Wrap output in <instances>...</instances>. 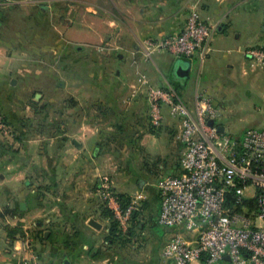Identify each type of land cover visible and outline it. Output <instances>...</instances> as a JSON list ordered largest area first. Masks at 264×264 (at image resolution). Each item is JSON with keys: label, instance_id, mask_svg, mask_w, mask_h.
<instances>
[{"label": "crops", "instance_id": "1", "mask_svg": "<svg viewBox=\"0 0 264 264\" xmlns=\"http://www.w3.org/2000/svg\"><path fill=\"white\" fill-rule=\"evenodd\" d=\"M193 8L212 26L206 57L210 69L196 70L193 62L203 61L181 57L190 67L180 80L173 74L174 57L164 51L147 55L145 41L180 33ZM19 9L36 18L26 27L31 23L55 30L53 40L47 36L40 41L56 44L59 69L66 75L83 72L79 63L70 67L68 60L101 61L97 83H88L95 101L82 105L76 97L65 98L57 108L73 111L57 115H50V104L43 103L36 123L20 115L25 101L36 105L34 97L24 101L18 94L19 61L30 54L20 52L27 42L21 25L14 21L9 33L1 30L3 12ZM0 33V108L15 143L8 146L0 138V264H160L167 242L163 236L175 230L164 227L159 236L154 229L159 225L155 195L160 177L153 180L152 172L180 173L176 155L182 146L174 140L177 119L167 110L162 124L149 128L141 76L149 85L173 88L191 107L197 93L214 103L225 86L239 85L248 74L245 63L254 70V123L264 124V94L258 86L264 83V68L252 65L244 52L249 45L264 48V0H0ZM213 52L221 58L215 60ZM83 106L88 110L83 112ZM219 107H225L223 102ZM161 136L167 147L157 150ZM106 178L116 193L142 191L148 203L142 218L151 220V230L140 232L143 239L106 242L110 221L102 215L98 195ZM89 219L100 227L88 224ZM6 225L19 227L23 235L8 237ZM229 262L223 258L218 264Z\"/></svg>", "mask_w": 264, "mask_h": 264}, {"label": "built area", "instance_id": "2", "mask_svg": "<svg viewBox=\"0 0 264 264\" xmlns=\"http://www.w3.org/2000/svg\"><path fill=\"white\" fill-rule=\"evenodd\" d=\"M211 38L212 26L193 8L180 33L158 41L147 39L146 54L164 51L174 58L202 62ZM244 52L252 65L264 68L263 47L249 45ZM141 81L149 127L162 124L165 107L177 119L174 140L182 146L181 172L156 182L157 223L175 230L161 249L160 264H218L225 256L234 264H264V125L248 128L239 137L229 136L218 131L222 115L207 95L197 93L190 107L173 88L149 85L144 76ZM98 195L119 228L127 230L142 191L132 193L121 207L106 178Z\"/></svg>", "mask_w": 264, "mask_h": 264}, {"label": "rangeland", "instance_id": "3", "mask_svg": "<svg viewBox=\"0 0 264 264\" xmlns=\"http://www.w3.org/2000/svg\"><path fill=\"white\" fill-rule=\"evenodd\" d=\"M1 17L3 21V27L1 28V30H3L4 32H10V23L14 21L15 24H19L23 27L22 29H20V31L23 32V39L27 42H24L23 48L20 50V52H28L30 54V59H20L19 61L20 74L18 75L22 77L20 78L21 88H19L18 94L20 95L19 98L24 101L32 100V98L34 97L32 101H34L36 105L34 106L32 104L29 106V103L27 104V101H25V105L22 109V112H20V115H23L31 122L36 123L38 117L41 116L40 108L43 103L47 102L50 104V115L54 114L53 112H55V115H57L58 112L64 110L62 108H57V105H59V102L65 98L72 97L73 99L76 97L77 101L83 102L82 105H86L95 101L97 96L95 91H93L94 88L91 86V84L97 83L96 72L100 73V65L98 63H100L101 61L98 62L90 60L88 59V57L86 58L82 56L78 57L75 61L68 60L67 64L69 62L72 63L69 64L70 67L74 66L75 62L79 63L78 65L81 67L83 72L75 74V71L70 70V74L66 75L64 70L61 71L59 69L60 59L56 56L58 51L56 44L51 43L50 45H47L46 43H42L40 41L42 39L45 40L47 36H49L51 40H53L56 33L54 29H51L49 27L43 28L42 26L39 28L31 23V27H26L27 21H30L31 19H33L31 21H35L34 19L36 18H32L31 14H28L27 11L20 9L14 12L5 11L1 15ZM42 19L43 17L39 18L40 22H42ZM48 31H51V33ZM66 46L69 47L70 52H72L73 54L75 53V49L73 46L70 47L69 44ZM212 54L215 60L221 58V54L217 52H213ZM206 57L200 65L199 62H193V68L197 70V66H200L201 71H208L210 69V60L206 59ZM173 59L177 61L180 58ZM248 67L249 66L245 65L244 63V68L248 74L242 78L243 81L239 85L225 86V88L220 91L218 99L213 97L214 103L216 104L222 115L220 123H224V132L232 137L241 136L242 133L248 128H259L264 125L254 123V104L257 103L256 99L254 98V70L251 71ZM99 75L100 74H98L97 76L99 77ZM108 75L112 76V71L108 73ZM98 79L100 80V78ZM66 85L68 86V90L64 91V87ZM258 86H261L259 91L264 94V83H259ZM256 92L258 93V91L255 89V93ZM220 102H223V104L225 105L224 108L219 107ZM83 108L84 109L82 110L83 112H85V109L87 108H85V106H83ZM2 109L0 108V112L3 115L4 127L0 129V138L6 145L12 147L15 144L13 143L14 134L11 127L7 123ZM70 110L71 109H66L63 112H67ZM163 110L166 111L167 109L164 107ZM72 111L73 110H71V112ZM166 145V137L161 136L156 139L155 148L157 150L165 149L167 147ZM180 157L181 154L180 151H178L176 159L178 158L180 160ZM162 175L163 174H159V172L154 171L152 172V179L156 180ZM142 201L143 200L140 201L139 209L142 206ZM141 220L145 221L143 229H145L147 232L150 231V218L143 217ZM163 228L164 226L158 225L154 229L159 233V236H163L165 234ZM140 236L143 239L142 234H139L137 239ZM169 237L170 236L168 234L167 236H163V239L168 240ZM229 264L234 263L229 262Z\"/></svg>", "mask_w": 264, "mask_h": 264}, {"label": "trees", "instance_id": "4", "mask_svg": "<svg viewBox=\"0 0 264 264\" xmlns=\"http://www.w3.org/2000/svg\"><path fill=\"white\" fill-rule=\"evenodd\" d=\"M147 123H148V121H147ZM150 129L155 130L152 128H150ZM172 174H178V173H172ZM113 194H114L116 200L120 203L121 207H125V205H127L128 201H129V195L122 194V193H116L114 190H113ZM155 197L157 200V204L155 205V209L157 210V206H158V213H159L160 197H159L158 191H156ZM147 207H148V203L143 200L141 208L139 209V207H138L137 210L133 211V213L131 215L130 225L127 228V230H125V232H124L119 228L118 222L113 218L112 211L109 208H107L105 206V204H103V202H101L102 215L105 216L106 218H108L110 221L109 230H108L109 232H108V235H106V237H105L106 242H108L109 244H114V243L125 244L132 237H134V236L138 237V235L140 234V232L143 229L142 228L143 221L141 220L143 209L147 208ZM5 230H6L7 236L11 237V238H13L16 235H19V236L23 235V231L19 227L6 225ZM136 232H138V233H136Z\"/></svg>", "mask_w": 264, "mask_h": 264}, {"label": "water", "instance_id": "5", "mask_svg": "<svg viewBox=\"0 0 264 264\" xmlns=\"http://www.w3.org/2000/svg\"><path fill=\"white\" fill-rule=\"evenodd\" d=\"M189 64L190 62L187 59H179L175 62L174 65V70H173V74L175 75L176 78L183 80L184 78H186V76L188 75V71H189ZM209 124H212V121H209ZM218 131L223 132L224 131V126L223 125H219L218 126ZM88 224H90L91 226L95 227V228H99L100 224L95 221L94 219H89ZM224 258L229 260L228 256H225Z\"/></svg>", "mask_w": 264, "mask_h": 264}]
</instances>
